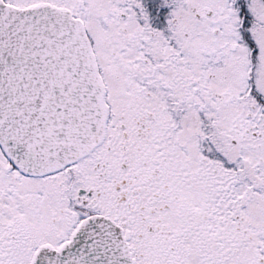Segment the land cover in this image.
Returning <instances> with one entry per match:
<instances>
[{
	"label": "snow or ice",
	"instance_id": "obj_1",
	"mask_svg": "<svg viewBox=\"0 0 264 264\" xmlns=\"http://www.w3.org/2000/svg\"><path fill=\"white\" fill-rule=\"evenodd\" d=\"M0 264H264V0H0Z\"/></svg>",
	"mask_w": 264,
	"mask_h": 264
}]
</instances>
